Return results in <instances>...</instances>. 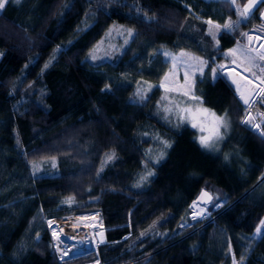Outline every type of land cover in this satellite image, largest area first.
I'll return each instance as SVG.
<instances>
[{
    "label": "trees",
    "instance_id": "16d2710c",
    "mask_svg": "<svg viewBox=\"0 0 264 264\" xmlns=\"http://www.w3.org/2000/svg\"><path fill=\"white\" fill-rule=\"evenodd\" d=\"M263 7L242 19L231 0H9L0 9V264H264V228L254 236L264 120L246 122L264 113V93L247 111L218 68L237 60L226 52ZM113 23L130 30L119 50L89 60ZM179 52L206 62L193 91L225 117L216 149L178 116L171 96L180 95L160 86ZM254 63L264 75V61ZM202 188L209 215L195 219ZM95 210L103 242L59 263L48 220Z\"/></svg>",
    "mask_w": 264,
    "mask_h": 264
},
{
    "label": "rangeland",
    "instance_id": "374dc122",
    "mask_svg": "<svg viewBox=\"0 0 264 264\" xmlns=\"http://www.w3.org/2000/svg\"><path fill=\"white\" fill-rule=\"evenodd\" d=\"M260 2H261V0H258L257 5ZM247 3H248V0H245L242 4L241 8L243 9V7ZM252 29L254 31H257L258 33L263 32L264 21H260L258 24L254 25L250 29L247 38L243 42H237L233 47L229 48L226 52V54L235 57L238 60V62L240 61L239 63L242 64L243 66H245L246 68H251V71H248L249 76L243 74V70L241 68L240 69L242 71L240 69H237L234 67L225 68L222 65H219V67H218L219 72H221L225 76H227L228 79L235 85L236 89H237V84H239L240 91L244 92L245 96L248 97L250 100V103L247 104V105H250V108H252V106H253V102L259 93V89L261 87H264V85L260 83V80H258L256 78L259 75H257V76L253 75V67H251V64L249 63L250 57L257 56L255 53H253L251 51L253 53L252 54L248 50L249 45L253 44V45L257 46L259 49L264 50V47H261V45H264V39L260 36V34L254 33L253 31H251ZM127 30H129V29L120 25V24H116V23L114 24L113 23L111 25V27L109 28V30L99 39V41L90 50V52L88 54V59L93 61V62L100 61L103 59H112L113 54H115L119 50V48H118L119 42H122V40L125 39V36L127 33L124 35H123V33H124V31H127ZM111 32H112V34H110ZM249 37H251V40L249 39ZM233 49H237L235 54H232L231 50H233ZM181 53L182 52L175 53V54L171 55V66H170L169 71L166 73L168 75V80L165 81L163 79L160 82V85L162 82H164V83H166L168 88H176L177 89V91H172V92L179 94L180 97L171 96V99L173 98L174 103L176 104V112L178 113V116L181 118V120L186 121L190 126H192L194 121L191 119V117L187 116V114L183 113L181 111V109L188 107V106H195L197 102L194 100H191L189 97L182 96L180 94L181 89L179 86L184 84L185 72H189L190 74L194 73V75H195L196 73L201 72L200 71L201 65L199 64V62L197 60L190 59V57H194V56L187 54V53H185L187 55L181 56L180 55ZM173 58H175V59H173ZM199 60H201V59H199ZM258 60H259V58H256L254 61H252V63H254ZM174 65H175V71L173 74ZM189 65H191V67H189ZM194 75L192 76V79L194 78ZM233 80H235L237 83H234ZM249 81H251V83H249ZM238 93L240 94V92H238ZM259 95L262 96V93H259ZM168 97L170 98V96H168ZM177 105H179V107H177ZM261 105H264V103H262ZM202 107L206 108L203 105H202ZM207 109H209V108H207ZM210 111L214 112L212 110H210ZM254 113H256V116H258L259 119L264 120V113L260 112V111L250 112V114L248 115V118L254 117V115H255ZM216 115L222 116V115H218L217 113H216ZM182 117H184V118L182 119ZM196 123H197V127H193V126L192 127L196 130L197 138H198L199 142H200L201 136L212 135L211 129H212L213 121L210 117L206 120L196 121ZM201 126L204 127V129H205L204 131H201ZM222 128L224 129V126H221L219 128L218 136L213 135V139L209 142V146H207V148H211V149L217 148V146L219 145V141L222 138V132H223ZM67 203H69V202H67ZM70 203H72V202H70ZM201 206H202V208L197 206L196 202H195L194 206L192 204V207H195L193 209V214L195 215L193 218H195V219L205 218L206 216L209 215V212L207 210V205H201ZM203 207H205V208H203ZM72 215L73 214H69V216L65 215L66 218H60V219H57V221L62 220V219H74V218H78L80 216V215H74V216H72ZM94 221H96L94 216H89L88 218L85 219L86 224H88V223L93 224ZM262 221H264V218L262 219ZM82 222L83 221H81V223ZM159 222L160 221H157L150 228H153ZM261 222H260L258 227L263 229L264 225H262ZM54 228L55 227H53V229H52V233L56 232ZM101 233L103 234L102 227L96 226V228L94 229V237H95L96 243H98L101 240V235H100ZM144 233L145 232H143L142 234H144ZM254 236L255 237L258 236L256 231L254 233Z\"/></svg>",
    "mask_w": 264,
    "mask_h": 264
},
{
    "label": "snow or ice",
    "instance_id": "6c2138e0",
    "mask_svg": "<svg viewBox=\"0 0 264 264\" xmlns=\"http://www.w3.org/2000/svg\"><path fill=\"white\" fill-rule=\"evenodd\" d=\"M8 2H9V0H0V9H3L5 7V5H6V3H8ZM261 2H264V0H261ZM231 3L236 5L237 9L240 11L241 18L242 19H246L251 14V12L255 9V7H256V5L258 3V0H248V3L243 7L242 10L240 9V6L236 4V0H231ZM208 23L211 24L212 22L208 21ZM214 27L216 29H219L220 25H215ZM223 27L225 29H230V28L233 27V25H232L231 22H229V23H226ZM245 35H247V34H245ZM213 38H215V34L214 33H213ZM249 39L251 40V37H249ZM261 47H264V45H261ZM231 51H232V54H235L237 49H233ZM180 55L184 56V55H187V54L181 53ZM257 57L259 58V60L264 61V52H258L257 53ZM257 57H250L249 58V63L251 64V67H258V65H256L255 63H252V61H254ZM173 59H175V58H173ZM190 59H194V60H197L199 62V64L201 65L200 71L202 72L203 71V65L206 62L203 61V60H199V58H197V57H190ZM47 67H48V65L46 64L45 68H47ZM189 67H191V65H189ZM174 71H175V65H174V69H173V74H174ZM245 71H251V68H246ZM260 71H261L262 74H264V67H261ZM213 72H215V69L213 70ZM193 75H194V73L190 74L189 72H185V74H184V84L180 85L179 87L181 89L180 94L182 96L189 97L191 100H194L197 103H196L195 106L185 107V108L181 109V111L183 113L187 114V116L191 117V119L194 121L193 124H192L193 127H197L196 121L206 120L209 117L212 119V121H213L212 129H211L212 135L201 136L200 137L201 144L203 146L207 147V146H209V142L213 139V135L218 136L219 128L221 126L227 127V123L225 121V117L217 116L215 112H211L209 109L202 107L203 101L201 100L200 97L196 96L194 91H193L194 86H195V81H194V79H192ZM253 75L255 76L256 74L253 73ZM256 78L260 80L261 84H264V75L257 76ZM164 80L165 81L168 80V75L167 74L165 75ZM233 82L237 83L235 80H233ZM249 83H251V81H249ZM160 86L164 87L166 91H177L176 88H168L166 83H164V82H162ZM149 87H151V86H149ZM237 91L240 92V97L244 101V103L245 104H249L250 100H249L248 97L245 96L244 92L240 91L239 84H237ZM259 93H264V88H260L259 89ZM177 107H179V105H177ZM183 118L184 117H182V119ZM246 122H251V118H249V120L246 121ZM204 130H205L204 127L201 126V131H204ZM165 145L166 146H170V145H167V142H165ZM112 158H113L112 156H108L107 157V159H109V160H111ZM202 196H207V193H202ZM67 202L70 203L71 200H69ZM49 223L51 224L52 222L50 221ZM261 224L264 225V221H262ZM256 233H257V235H261L262 234V229L258 227L257 230H256ZM100 235H101V243H102L103 242V234L101 233Z\"/></svg>",
    "mask_w": 264,
    "mask_h": 264
},
{
    "label": "built area",
    "instance_id": "2783aa9c",
    "mask_svg": "<svg viewBox=\"0 0 264 264\" xmlns=\"http://www.w3.org/2000/svg\"><path fill=\"white\" fill-rule=\"evenodd\" d=\"M251 31H253L254 33H258L257 31H254L253 29ZM258 34H260V36L264 39V30H263V32L258 33ZM249 50L252 51L253 53H255L256 55L258 52H264V50L259 49L257 46H255L253 44L249 45ZM220 65H222L225 68H228V67H234L237 69L241 68L243 70V74L249 76L248 71H245L246 67L243 66L242 64H240L235 59H232L230 62H224L223 61ZM259 68H261V67L259 66ZM249 109H250V105L247 106V111ZM192 204L194 206L195 202L193 201L190 205V216L194 217L195 215L193 214V209L195 207H192ZM196 204H197V206L202 208V206L200 204H198V203H196ZM203 208H205V207H203ZM73 215H82V216H85L86 218H88L89 216H94L96 221H94L93 224L88 223V225L90 226L89 227L90 229H89V233L87 234V236L84 237L85 239L81 238L80 241L79 240L73 241V240L68 239V237L65 238L64 236H62V234L60 235V232L55 225L56 218H58V217L64 218L65 215L53 217V218L48 220L47 225H48V228L50 231L52 247L54 249L56 259L59 263H63L67 258H69L73 255H77V254L84 253V252H87V251L94 249L97 246V243H96L95 237H94V229L96 228V226L97 227H103L102 214L99 210L85 212V213H79V214H73ZM50 221L52 222L51 224L49 223ZM53 227H55L54 228L56 231L55 233H52Z\"/></svg>",
    "mask_w": 264,
    "mask_h": 264
},
{
    "label": "bare ground",
    "instance_id": "6f19581e",
    "mask_svg": "<svg viewBox=\"0 0 264 264\" xmlns=\"http://www.w3.org/2000/svg\"><path fill=\"white\" fill-rule=\"evenodd\" d=\"M86 217L80 215L74 219H62L55 221V225L60 232V235L73 241H80L89 233V225L85 222ZM81 221H83L81 223ZM65 222V223H64ZM85 222V223H84ZM85 239V238H84Z\"/></svg>",
    "mask_w": 264,
    "mask_h": 264
},
{
    "label": "water",
    "instance_id": "95a60500",
    "mask_svg": "<svg viewBox=\"0 0 264 264\" xmlns=\"http://www.w3.org/2000/svg\"><path fill=\"white\" fill-rule=\"evenodd\" d=\"M260 19L261 21H264V8L262 9L260 13ZM202 193H207V196H202ZM194 201L201 205H208L212 201V195L209 191L202 188L197 194V196L195 197Z\"/></svg>",
    "mask_w": 264,
    "mask_h": 264
}]
</instances>
